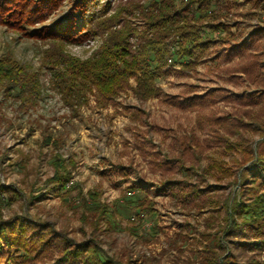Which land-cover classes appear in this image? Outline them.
<instances>
[{"label": "rangeland", "instance_id": "rangeland-1", "mask_svg": "<svg viewBox=\"0 0 264 264\" xmlns=\"http://www.w3.org/2000/svg\"><path fill=\"white\" fill-rule=\"evenodd\" d=\"M77 1L49 3L42 23L15 29L0 21V62L39 76L24 105L0 87V187L10 188L0 191V221H12L0 264L244 260L222 237L217 208L226 198L250 202L264 192V181L245 175L264 156V0H211L209 20L231 26L234 37L188 65L167 61L157 98L140 102L129 88L98 108L91 94L73 112L53 89V60H87L110 33L139 31L135 7L152 2L91 0L83 10L91 33L80 43L28 34L65 22ZM239 44L244 51L230 53ZM54 155L70 172L68 192L48 180ZM82 244L81 255L71 251Z\"/></svg>", "mask_w": 264, "mask_h": 264}, {"label": "trees", "instance_id": "trees-1", "mask_svg": "<svg viewBox=\"0 0 264 264\" xmlns=\"http://www.w3.org/2000/svg\"><path fill=\"white\" fill-rule=\"evenodd\" d=\"M90 1L76 2L70 17L77 13L80 15L78 19L71 20L69 17L65 22L56 24L54 28H45L42 33L35 30L28 34L69 44L80 43L91 33L92 19L83 12ZM54 2L55 0L33 2L1 0L0 21L15 29L22 26L21 21L27 22L28 25L42 23L46 19L44 16L46 8L49 3ZM212 8L211 0H186L180 6H177L174 0H152L146 7L136 6V13L133 16L142 21L139 31L125 26V30L110 33L101 49L87 60L80 61L76 58L53 60L58 67V70L51 74L53 89L61 96L65 106L73 112L88 105L91 94L95 96V105L98 108H106L119 93L129 88L140 102L157 98L160 92L157 80L165 74L164 68L168 59L173 64L185 66L193 63V59L201 57L212 43L222 40L223 37L225 38L222 41L234 37L231 26L221 21L209 20V14L213 11L209 9ZM132 38L135 39V43L129 42ZM170 46L175 48L172 53L169 51ZM236 47L229 49L230 53L244 51V46L239 44ZM22 71L13 63L0 62V87L9 97L21 101L20 103L24 105L32 94L38 92L39 76L37 73L35 77L30 76L28 72ZM130 80L134 82L132 86L129 85ZM137 112L139 116L142 115L140 111ZM2 161L0 158V165ZM51 164L54 172L48 180L58 185L59 189L68 192L71 189V186H67L70 172L66 169L65 160L54 155ZM246 174L264 181V156L253 161L245 170ZM246 180L247 177L244 178V181ZM0 191L7 194L10 188L0 187ZM220 208L217 210L222 215V237L227 243H234L236 250L244 257V260L234 262L229 256L223 263L264 264V192L250 202L239 200L237 195L226 198ZM101 210L107 212L104 205L101 206ZM11 224L12 221H0V242L7 238ZM232 238L236 240H230ZM219 243L221 245L222 240ZM83 246L84 244L81 247L75 246L71 251L81 255L84 251ZM247 251L253 254L248 256ZM98 258L99 253L96 251V259Z\"/></svg>", "mask_w": 264, "mask_h": 264}, {"label": "built area", "instance_id": "built-area-1", "mask_svg": "<svg viewBox=\"0 0 264 264\" xmlns=\"http://www.w3.org/2000/svg\"><path fill=\"white\" fill-rule=\"evenodd\" d=\"M169 51L172 53V52L175 51V48H174L173 46H170V47H169ZM168 62L171 63V60L168 59Z\"/></svg>", "mask_w": 264, "mask_h": 264}]
</instances>
